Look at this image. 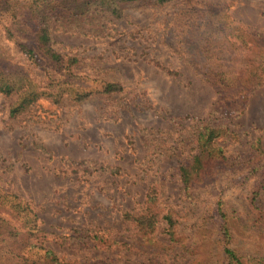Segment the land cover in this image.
<instances>
[{
	"label": "rangeland",
	"instance_id": "374dc122",
	"mask_svg": "<svg viewBox=\"0 0 264 264\" xmlns=\"http://www.w3.org/2000/svg\"><path fill=\"white\" fill-rule=\"evenodd\" d=\"M20 1L15 17L0 6V57L39 89L60 83L67 73L42 52L36 61L19 50L32 37L17 30L29 28L28 0ZM51 2L44 11L52 47L78 59L73 83L94 88L102 79L123 90L79 101L66 93L57 103L41 97L16 117L9 114L16 97L0 93V264H43L47 250L77 264H228L218 223L208 219L219 199L239 264H264V192L252 202L255 174L246 179L245 168L223 166L189 195L175 175L194 153L197 120L218 116L217 93L184 48L205 18L195 9L217 4L264 45V0L123 1L117 14L84 16L51 12ZM235 123L243 142H221L228 154L246 152L257 137L264 142V83ZM152 189L160 193L152 209L159 221L145 232L123 214H146Z\"/></svg>",
	"mask_w": 264,
	"mask_h": 264
},
{
	"label": "trees",
	"instance_id": "16d2710c",
	"mask_svg": "<svg viewBox=\"0 0 264 264\" xmlns=\"http://www.w3.org/2000/svg\"><path fill=\"white\" fill-rule=\"evenodd\" d=\"M28 0L25 6V20L31 37V45L19 43L18 47L30 60L37 61L36 51L43 55L53 64L59 67L62 73H67L60 83L49 81L45 88L39 89L38 85L28 75H23L8 68L0 57V93L5 97L15 96L16 99L9 107L11 117L28 110L41 97H51L57 103L64 94H68L73 100H85L91 94L115 95L123 90L121 84L96 79L97 86L89 88L82 83H73L71 80L75 74L72 72L73 64L78 62L76 57H68L58 53L53 47L48 26L46 25L47 12L44 8L50 4L51 12L56 10L66 11L73 15L84 16L92 12H109L117 14L119 5L123 1L137 0ZM157 5H164L172 0H151ZM20 0H0V6L12 13L18 14ZM50 6V5H49ZM203 10L195 12L205 16L201 18L193 28L192 38L185 42L189 58L195 63V69L209 83L217 93L215 112L218 116L208 120H197L193 129L194 153L189 159L179 161L175 167L183 191L189 195L195 185L206 186L207 182L220 171L221 167L228 166L233 169L245 168L244 178L255 174L253 182L252 202L264 192V142L263 137H257L247 142V151L236 153L235 156L228 154L227 145L221 142L228 141L230 144H242L241 135L236 130L235 119L245 109L248 94L264 83V45L257 41L258 35L247 33L241 27L229 23L226 11L217 4L204 5ZM18 23V22H17ZM8 34H11L8 32ZM66 63V64H65ZM167 72L178 74L168 69ZM77 77L76 79H78ZM233 110V111H231ZM230 116L231 114H234ZM113 172V171H112ZM159 190V189H158ZM159 192L152 189L146 195V214L136 216V213L126 211L124 219L141 230L151 232L159 221L158 213L152 209L158 207ZM220 199L213 203V209L208 219L218 223V232L223 239V254L228 264L235 261L239 264V258L234 249L229 247V228L226 225V215L221 208ZM218 205L217 209L214 206ZM173 228L175 220L170 214L162 216ZM173 233V231H170ZM136 240V239H135ZM113 244L133 246L120 240H108ZM46 259L43 264H77L70 261H60L54 252L47 250L44 254ZM36 264L34 261L31 264ZM95 264H114L99 262Z\"/></svg>",
	"mask_w": 264,
	"mask_h": 264
}]
</instances>
